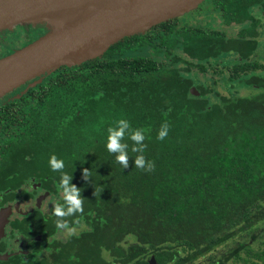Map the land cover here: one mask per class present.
Instances as JSON below:
<instances>
[{
  "label": "trees",
  "instance_id": "1",
  "mask_svg": "<svg viewBox=\"0 0 264 264\" xmlns=\"http://www.w3.org/2000/svg\"><path fill=\"white\" fill-rule=\"evenodd\" d=\"M201 5L238 30L192 25L191 14L170 19L102 57L58 68L0 107V123L17 124L1 152L6 170L18 166L22 184L35 177L52 192L45 209L12 221L10 235L28 240V252L0 264H148L152 255L159 264H189L264 223V63L249 62L260 47L264 0ZM37 27L1 32L0 47L22 33L32 42L45 34ZM222 83L229 94L217 89ZM246 83L263 92L241 95L237 84ZM121 118L144 130L153 171L135 167L140 153L130 139L128 168L107 151V130ZM164 122L170 131L161 141ZM52 155L85 197L83 214L67 218L79 232L63 238L53 215L63 201ZM244 247L210 264H227ZM258 258L250 264L264 262Z\"/></svg>",
  "mask_w": 264,
  "mask_h": 264
},
{
  "label": "water",
  "instance_id": "2",
  "mask_svg": "<svg viewBox=\"0 0 264 264\" xmlns=\"http://www.w3.org/2000/svg\"><path fill=\"white\" fill-rule=\"evenodd\" d=\"M206 0H0V33L18 25L47 24L49 31L0 58V100L26 86L16 98L62 66L102 57L123 39L143 34L197 9ZM61 22L60 25L55 23ZM195 94H198L193 89ZM15 99V98H14ZM0 210V239L13 208ZM9 254L0 255L7 260ZM149 264H157L153 257Z\"/></svg>",
  "mask_w": 264,
  "mask_h": 264
},
{
  "label": "clouds",
  "instance_id": "3",
  "mask_svg": "<svg viewBox=\"0 0 264 264\" xmlns=\"http://www.w3.org/2000/svg\"><path fill=\"white\" fill-rule=\"evenodd\" d=\"M107 131V151L115 155L116 162L124 169L128 168L130 163L129 145L126 143L128 139L133 142L131 151L140 153V155L135 157V167L148 172L155 169V162L146 159L143 155L147 147L144 143L146 136L143 129H134L129 120L121 118L113 126L109 127ZM169 131V123L164 122L158 132L157 139L163 141L168 136ZM49 164L52 171L61 173L58 188L61 190L63 202H56L54 204L53 215L57 218L55 221L56 227L62 231H66L71 236L75 234V229L70 227L67 218L73 217L77 213L83 214L85 197L82 195V189L72 183L73 174L64 172L65 163L62 159L57 158L56 155H52ZM82 175L84 180H90V169L84 168ZM93 195H96V189Z\"/></svg>",
  "mask_w": 264,
  "mask_h": 264
},
{
  "label": "rangeland",
  "instance_id": "4",
  "mask_svg": "<svg viewBox=\"0 0 264 264\" xmlns=\"http://www.w3.org/2000/svg\"><path fill=\"white\" fill-rule=\"evenodd\" d=\"M202 6L203 5H201V7ZM201 7L185 14L188 16L191 14L188 21H191L192 25L201 26V27H205V28L222 29V30H226L230 33L233 31L236 32L238 30V28H239L238 26H235L233 28L226 27V25L224 26V24L222 23L221 17L217 13H214L210 9H201ZM258 17H260V12L258 14ZM263 24H264V19H263ZM21 26H24V25H21ZM40 26L42 28H44L45 33H47L50 29L47 24H42ZM32 27L35 30H36V28H39V27H37V25H35V26L32 25ZM8 32L10 35L11 34H17L18 27H16L13 30H10ZM7 33H5L6 34L5 36H9V34L7 35ZM23 34L24 33H22V35H20V37H22ZM20 37H15L12 42L3 43V45L1 44L2 46L0 47V54L5 53L4 55L7 56V55L15 52L16 50H19V49L23 48L24 46L28 45L29 43H31L25 37H22V38H20ZM260 39H261L260 40L261 54L260 53L258 54L257 60L264 62V27H263V30L261 32ZM261 75H264V73ZM208 76H210V75H208ZM211 80L212 79H209L208 82L211 83ZM203 81H207V80L203 79ZM246 84L242 85V86H239L237 84L238 92L241 95L247 96V94H248L250 96V95H254V94L263 92L262 89H257L254 86L248 85V83H246ZM217 89L221 93H224V94L228 93L229 94V91L227 90L224 83L219 84ZM22 90L15 91V92L11 93L10 95L6 96L3 100H0V104L3 101H6L8 99L16 98L17 95H19ZM79 230L80 229L75 228L76 233L79 232ZM255 234H258V236L256 239H253V236ZM66 236H68L66 231H62L59 234V237H61V238L66 237ZM243 244L246 247H244V249H242L239 257L231 260L227 264H250V262H252V260H254V261L260 260L258 258V256L264 258V223H262L261 225H259L255 229H252L249 233H245L244 235L236 237L235 239H233L232 241L227 243L225 246L220 247L217 251H215L211 254H208L205 257L199 258L196 261L189 263V264H210L213 261H216L219 258H221L223 256V254L228 253L229 251H231L234 248H236L240 245H243ZM14 249H19V248H18V246L15 245ZM262 264H264V262Z\"/></svg>",
  "mask_w": 264,
  "mask_h": 264
},
{
  "label": "flooded vegetation",
  "instance_id": "5",
  "mask_svg": "<svg viewBox=\"0 0 264 264\" xmlns=\"http://www.w3.org/2000/svg\"><path fill=\"white\" fill-rule=\"evenodd\" d=\"M258 39L259 41L261 40L260 35ZM260 50L261 47H259L258 51L250 58L249 62H254L257 60L258 54H261ZM25 87L26 86H23L17 91L25 89ZM12 99L13 98L3 101L0 104V107L8 103L9 101H12ZM14 126L16 127L17 124H12L10 122L0 123V210L9 205H15L18 202L20 203L19 209H16L15 207L13 208V215L11 216L10 222L6 227V236L0 239V255L9 254L10 257L14 253L28 252L29 250L28 240L21 237L13 238L10 235V226L12 224V221L19 216H27L33 213L36 209H45L44 207L46 206L47 201L52 195L51 190L47 189L42 181L36 182L35 177L28 178V180H26L24 184H22L21 172L18 166L13 170H6L4 163L2 162L1 152H3V147L10 150L11 145H9L8 142L12 141L11 137L14 134ZM7 185L9 186L8 188H6ZM11 196H14V201L7 202L6 199L11 198ZM28 196L30 198L27 199L26 197ZM37 240L42 241V237H37ZM15 245L18 246L19 249H14ZM153 257L155 258L156 263L159 264V261L156 259L155 255H152L147 259L148 264ZM0 261L4 260L0 259Z\"/></svg>",
  "mask_w": 264,
  "mask_h": 264
},
{
  "label": "bare ground",
  "instance_id": "6",
  "mask_svg": "<svg viewBox=\"0 0 264 264\" xmlns=\"http://www.w3.org/2000/svg\"><path fill=\"white\" fill-rule=\"evenodd\" d=\"M56 25H60L61 24V22H58V23H55Z\"/></svg>",
  "mask_w": 264,
  "mask_h": 264
}]
</instances>
